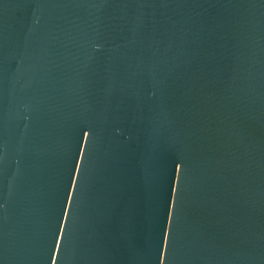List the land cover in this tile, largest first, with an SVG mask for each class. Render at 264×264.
<instances>
[{"label": "water", "instance_id": "obj_1", "mask_svg": "<svg viewBox=\"0 0 264 264\" xmlns=\"http://www.w3.org/2000/svg\"><path fill=\"white\" fill-rule=\"evenodd\" d=\"M0 264H264V0H0Z\"/></svg>", "mask_w": 264, "mask_h": 264}]
</instances>
